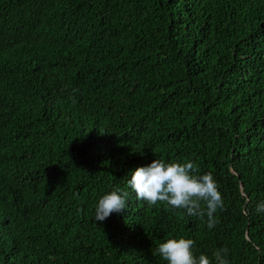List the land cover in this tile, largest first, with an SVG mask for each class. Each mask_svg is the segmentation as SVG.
<instances>
[{
	"label": "trees",
	"instance_id": "1",
	"mask_svg": "<svg viewBox=\"0 0 264 264\" xmlns=\"http://www.w3.org/2000/svg\"><path fill=\"white\" fill-rule=\"evenodd\" d=\"M85 5L0 0V264H167L153 253L181 237L211 264L223 248L228 264H264V0L97 1L116 23ZM79 48L91 64L75 72ZM12 66L41 82L27 104L6 102ZM21 117L27 128L7 127ZM65 143L89 161L35 184L31 158L16 167L30 144L41 155ZM156 159L212 174L224 201L212 229L136 199L127 180ZM112 190L126 208L96 221Z\"/></svg>",
	"mask_w": 264,
	"mask_h": 264
},
{
	"label": "clouds",
	"instance_id": "2",
	"mask_svg": "<svg viewBox=\"0 0 264 264\" xmlns=\"http://www.w3.org/2000/svg\"><path fill=\"white\" fill-rule=\"evenodd\" d=\"M55 2L75 3L77 5H85L90 11L94 12L95 17H100L107 13L98 5L97 1H104L110 3L111 0H54ZM115 5H131L132 0H113ZM110 16V23L117 22V14L111 12L107 13ZM70 67L75 72L87 70V64H91L90 55L87 49L79 48L72 50ZM15 66L9 70L15 75L18 80L16 91L13 92L6 102L18 106L19 103L27 104L28 90L39 89V80H34L30 75L26 78L19 76L17 73H22L21 70L15 69ZM32 122V118L21 117L16 118L12 124L7 127L11 130L19 131L27 128ZM36 137L31 138L35 140ZM44 136H40L43 140ZM3 140V139H2ZM37 144H30V151L23 155L19 164L16 167L22 166L28 158H31L32 164L35 167L31 175L33 184L38 182L43 176L56 168H65L66 160H75V165L80 167L83 163L89 161L92 153L86 151L81 146L71 143H65L57 148L47 147L45 151L39 155L35 152L33 146ZM1 146H5L3 143ZM20 146L12 147V151L16 153ZM32 149V150H31ZM48 156V158H47ZM14 167L12 162L11 166ZM197 172L196 166L192 162L187 163H165L162 159L154 160L150 165L139 167L133 173L131 178L127 180V185L133 192L136 193L137 200H143L150 205H156L157 202H163L166 206L173 209H186L187 214L193 217L203 218L207 216V227L212 229L218 221L214 214L218 209L224 208V201L222 194L218 190L217 183L211 173L203 175H194ZM11 182L15 186V176L9 175ZM127 192L120 190H112L103 195L95 208V220L104 221L112 213H120L126 208ZM257 212H264V203L256 206ZM194 241L186 238H171L165 242L160 243L154 255H159L167 264H211V261L205 254L199 257L193 255ZM227 249H218L213 255L216 264H228L224 258Z\"/></svg>",
	"mask_w": 264,
	"mask_h": 264
},
{
	"label": "bare ground",
	"instance_id": "3",
	"mask_svg": "<svg viewBox=\"0 0 264 264\" xmlns=\"http://www.w3.org/2000/svg\"><path fill=\"white\" fill-rule=\"evenodd\" d=\"M54 8V7H53ZM67 135V134H66Z\"/></svg>",
	"mask_w": 264,
	"mask_h": 264
}]
</instances>
